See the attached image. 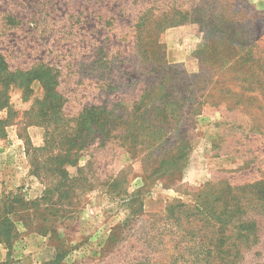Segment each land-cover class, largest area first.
I'll list each match as a JSON object with an SVG mask.
<instances>
[{
	"label": "rangeland",
	"instance_id": "1",
	"mask_svg": "<svg viewBox=\"0 0 264 264\" xmlns=\"http://www.w3.org/2000/svg\"><path fill=\"white\" fill-rule=\"evenodd\" d=\"M257 4L0 0V263L264 264Z\"/></svg>",
	"mask_w": 264,
	"mask_h": 264
},
{
	"label": "trees",
	"instance_id": "2",
	"mask_svg": "<svg viewBox=\"0 0 264 264\" xmlns=\"http://www.w3.org/2000/svg\"><path fill=\"white\" fill-rule=\"evenodd\" d=\"M242 58H243V56H240V57H238V60H241L244 63L251 62V65L252 64L254 65L253 61H248V59L242 60ZM46 71H50V69L46 68ZM12 75L13 74L8 71L7 66L4 64L2 57H0V82L5 85V88H6L5 91L8 89L9 85H11L9 80L11 79ZM35 78L36 79L38 78L39 80H41L38 76H35ZM50 78L51 77H48V80ZM41 82L44 86V83L42 80H41ZM0 90L3 91L2 86H0ZM2 96L3 97L0 96V111L6 109L8 107V103L5 101V100H7L6 95H5V97H4V94ZM3 98H4V101H3ZM49 106L51 108H54V105L51 102H49ZM78 134H80V133H78ZM259 199L264 201V193H260ZM233 206L234 205L231 203L225 204L222 207L221 213H220L223 221L222 222H215V223L219 224L221 227H224V228L227 227V225L229 224V219L234 214V211H232V209H231ZM250 228H251V226H249L248 228L245 229L247 231V233H248V230ZM250 232H251V229H250L249 233ZM224 244H225L224 242L223 243H216L215 245L210 244L206 247V249L204 251V254H205L204 259H205L206 264H208L207 262L209 260L211 262L212 257H216V258L218 257V258H220V260L222 259L221 258L222 255L227 250V249H224ZM158 246H159V248L150 249L149 255H147V257H145V258L142 257L139 264H162V259H163V257L166 256V249H165L162 242L158 243ZM178 250H180V247L178 248ZM155 253L160 254L161 256H158ZM0 264H7V263H0Z\"/></svg>",
	"mask_w": 264,
	"mask_h": 264
},
{
	"label": "crops",
	"instance_id": "3",
	"mask_svg": "<svg viewBox=\"0 0 264 264\" xmlns=\"http://www.w3.org/2000/svg\"><path fill=\"white\" fill-rule=\"evenodd\" d=\"M251 1H254V2L258 3L257 5L264 7V0H251Z\"/></svg>",
	"mask_w": 264,
	"mask_h": 264
}]
</instances>
